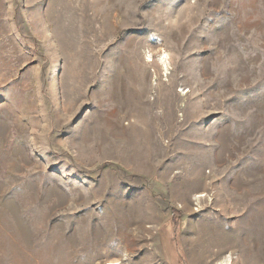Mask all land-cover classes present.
<instances>
[{"label":"rangeland","instance_id":"rangeland-1","mask_svg":"<svg viewBox=\"0 0 264 264\" xmlns=\"http://www.w3.org/2000/svg\"><path fill=\"white\" fill-rule=\"evenodd\" d=\"M229 254L264 264V0H0V264Z\"/></svg>","mask_w":264,"mask_h":264},{"label":"bare ground","instance_id":"bare-ground-1","mask_svg":"<svg viewBox=\"0 0 264 264\" xmlns=\"http://www.w3.org/2000/svg\"><path fill=\"white\" fill-rule=\"evenodd\" d=\"M107 8H111V7H107ZM104 15H105V13H104ZM107 29H108V25L106 23V24H104V29L102 31L103 35L107 31ZM153 42L155 44H159L158 51L155 54V53H152V51L147 50V52L145 54V61L144 62L147 63V64H155V65H157L158 71L154 72V77L157 76L158 73L160 72L161 76L166 77L165 80L167 81L168 80L167 78H169V76L172 75V68H171V65H170V62H169L168 52L166 51V49H164V48H162L160 46V40L157 37L153 38ZM154 56H155V58H154ZM159 76H160V74H159ZM156 80H157V77L155 79H153L152 84H156ZM106 91H107V94L109 96L112 95V93H110L109 90H106ZM187 93H188V91H185V89L182 88V87L178 90V96H181L182 98L184 96H186ZM184 101L185 100L183 98L182 103H180V105H179V107H180L179 109L185 107ZM139 111H141V110H139ZM174 111H175V108L173 107V105L172 106L170 105L169 111L167 110V112H163L161 117L164 118L165 120H167L168 117H171L174 114ZM201 196H203V195H201V194L198 195V197H201ZM124 255H128V254L126 252H124ZM107 264H120V261L119 260L107 261ZM218 264H232L231 255L229 254L227 256H224L223 259L218 261Z\"/></svg>","mask_w":264,"mask_h":264}]
</instances>
